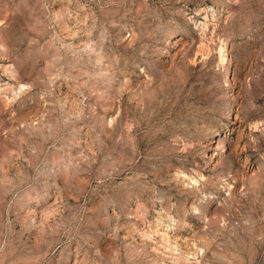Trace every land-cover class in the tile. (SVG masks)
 <instances>
[{
    "label": "rangeland",
    "instance_id": "374dc122",
    "mask_svg": "<svg viewBox=\"0 0 264 264\" xmlns=\"http://www.w3.org/2000/svg\"><path fill=\"white\" fill-rule=\"evenodd\" d=\"M0 264H264V0H0Z\"/></svg>",
    "mask_w": 264,
    "mask_h": 264
}]
</instances>
